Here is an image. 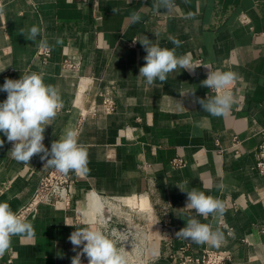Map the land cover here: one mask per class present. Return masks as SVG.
Here are the masks:
<instances>
[{"label": "crops", "instance_id": "1", "mask_svg": "<svg viewBox=\"0 0 264 264\" xmlns=\"http://www.w3.org/2000/svg\"><path fill=\"white\" fill-rule=\"evenodd\" d=\"M2 3L0 70H5L0 72V87L5 79L42 72L44 82L56 86L63 101V111L45 128L43 143L50 151L67 128L77 129L78 141L88 152L89 171L69 172L75 183L71 206L40 205L27 217L34 237H13L0 264L10 257L15 264H71L83 246L73 251L68 238L74 227L87 226L80 209L87 211L92 192L142 197L140 206L148 205L153 217L147 223L150 264H181L186 255L204 249L228 251V264H264V173L256 168L264 135V0H174L171 11H157L154 0ZM134 11L141 15L136 24L129 20ZM32 25L40 26L49 41L52 54L46 61L38 54L40 38L33 42L20 34ZM145 36L162 48L175 47L177 56L191 53L195 64L237 73L229 114L211 116L198 103L215 94L202 85L209 71L203 65L194 71L177 69L163 84L148 86L139 77L147 53L138 40ZM57 38L63 43L56 44ZM171 38L182 44L176 47ZM69 55L80 57L82 78L63 70ZM101 90L114 95V112L103 109ZM6 98L0 91V102ZM0 133V201L19 212L50 168H44L42 153L29 164L14 160L12 143ZM175 159L182 163L175 165ZM176 185L225 203L218 220L196 217L223 232L219 248L177 238L195 213L186 208L187 193ZM81 261L88 264L86 254Z\"/></svg>", "mask_w": 264, "mask_h": 264}, {"label": "clouds", "instance_id": "2", "mask_svg": "<svg viewBox=\"0 0 264 264\" xmlns=\"http://www.w3.org/2000/svg\"><path fill=\"white\" fill-rule=\"evenodd\" d=\"M128 2L131 3V0ZM174 6V0H154L153 3L157 11L161 8L171 11ZM113 12L117 13L118 9L113 8ZM4 16L5 6L0 2V18ZM140 19L139 11H134L129 16L132 24L138 23ZM43 31L40 26L32 25L26 34L23 30L20 34L33 42L39 37L38 47L49 50L50 44L43 37ZM171 39L176 47L182 44V41L176 38ZM152 41L147 36L138 40L147 53L144 57L146 63L139 69V77L144 78L148 86L154 85L156 81L163 84L169 74H173L177 69L194 71L203 65L209 71L202 85L215 94L208 95L207 99H198V103L201 104L203 111L211 116L224 117L229 114L234 103L230 89L238 78L237 73L220 68L213 70L207 64H195L191 53L177 56L175 47L162 48ZM62 43L61 38L56 39V44ZM0 91L7 93L6 100L0 102V132L6 136L8 142L12 143L9 152L14 160L29 164L34 155L42 153L41 160H46L44 168H54L64 175L69 172L84 175L89 171L88 152L78 141L80 133L77 129L67 128L58 140L52 142L50 151L43 143L45 128L51 125L62 109L63 101L58 88L44 82L42 72H30L16 80L5 79ZM3 144L4 140L0 139V147ZM49 156L51 158H48ZM185 192L187 193L186 208L194 210L195 215L186 219V226L176 233L177 238L219 248L224 243L223 232L212 223H202L196 217L208 219L211 216L218 220L226 211L225 203L196 188ZM86 223L87 226L76 228L65 222L66 225L75 228L68 238L74 246L73 251L83 246L82 250L72 258L71 264H82L81 256L85 254L88 257V264H129L125 249L117 246L115 231L107 230L108 222L102 213H92L91 216L86 217ZM34 234V226L25 216L13 211L8 202L0 201V257L10 250L13 237L31 240Z\"/></svg>", "mask_w": 264, "mask_h": 264}, {"label": "built area", "instance_id": "3", "mask_svg": "<svg viewBox=\"0 0 264 264\" xmlns=\"http://www.w3.org/2000/svg\"><path fill=\"white\" fill-rule=\"evenodd\" d=\"M2 2V0H0ZM38 54L46 61L52 54V49L42 50L39 48ZM82 62L80 57L69 55L63 63V70L72 73L79 79L83 77L81 74ZM235 86L231 87V92L235 94ZM79 88V85H78ZM82 89L79 88L81 92ZM101 105L106 113H112L116 109V100L114 95L101 90L99 92ZM62 109L58 112H62ZM239 141H235V145H239ZM181 159H175L174 164H181ZM256 168L264 173V135L259 144L257 151ZM75 192V183L71 175L61 174L54 168H50L39 179L38 185L32 194L28 203L22 206L19 213L26 218L31 215L40 205H55L63 203L66 207L71 206L72 197ZM92 197H98L101 208L95 213H102L107 220V230L115 231L118 247L125 249L129 264H150L151 257L149 253V240L147 232V223L153 221L152 212L149 206H140L142 197L135 199L110 198L101 197L98 193L92 192ZM81 222L86 224V219L80 211ZM220 225L226 226L224 220L220 221ZM231 230V229H230ZM231 255L228 251L218 252L213 249H204L199 255L188 254L182 260L181 264H228L227 261ZM6 264H15L10 257Z\"/></svg>", "mask_w": 264, "mask_h": 264}, {"label": "bare ground", "instance_id": "4", "mask_svg": "<svg viewBox=\"0 0 264 264\" xmlns=\"http://www.w3.org/2000/svg\"><path fill=\"white\" fill-rule=\"evenodd\" d=\"M98 197H90L89 198V203L91 202V200H92V202H91V206H92V208H91V213H95L96 211H99L100 210V208H101V203H100V201H99V199H97ZM91 199V200H90ZM80 211L82 212V214H83V216L85 217V219H86V210L84 211V209H80Z\"/></svg>", "mask_w": 264, "mask_h": 264}, {"label": "rangeland", "instance_id": "5", "mask_svg": "<svg viewBox=\"0 0 264 264\" xmlns=\"http://www.w3.org/2000/svg\"><path fill=\"white\" fill-rule=\"evenodd\" d=\"M91 200V199H90ZM91 202H92V200H91ZM91 202L90 203H86V207H87V212L85 213L86 214V216L88 217V216H91V208H92V206H91ZM90 204V205H89ZM85 208V207H84ZM82 209V208H81Z\"/></svg>", "mask_w": 264, "mask_h": 264}, {"label": "trees", "instance_id": "6", "mask_svg": "<svg viewBox=\"0 0 264 264\" xmlns=\"http://www.w3.org/2000/svg\"><path fill=\"white\" fill-rule=\"evenodd\" d=\"M0 139H2V134L0 133Z\"/></svg>", "mask_w": 264, "mask_h": 264}]
</instances>
